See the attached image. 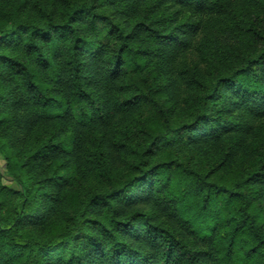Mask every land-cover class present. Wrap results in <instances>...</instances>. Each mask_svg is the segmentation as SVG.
Listing matches in <instances>:
<instances>
[{"label":"trees","instance_id":"obj_1","mask_svg":"<svg viewBox=\"0 0 264 264\" xmlns=\"http://www.w3.org/2000/svg\"><path fill=\"white\" fill-rule=\"evenodd\" d=\"M0 264H264V0H0Z\"/></svg>","mask_w":264,"mask_h":264},{"label":"rangeland","instance_id":"obj_2","mask_svg":"<svg viewBox=\"0 0 264 264\" xmlns=\"http://www.w3.org/2000/svg\"><path fill=\"white\" fill-rule=\"evenodd\" d=\"M0 169L4 170L5 169V162L4 160L0 157Z\"/></svg>","mask_w":264,"mask_h":264}]
</instances>
